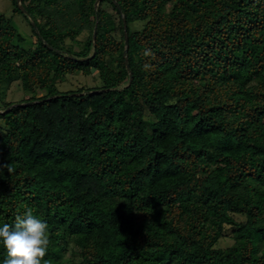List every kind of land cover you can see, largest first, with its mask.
<instances>
[{
    "label": "trees",
    "instance_id": "1",
    "mask_svg": "<svg viewBox=\"0 0 264 264\" xmlns=\"http://www.w3.org/2000/svg\"><path fill=\"white\" fill-rule=\"evenodd\" d=\"M6 1L35 42L0 14L29 96L0 108V226L33 209L49 264H264V0Z\"/></svg>",
    "mask_w": 264,
    "mask_h": 264
},
{
    "label": "clouds",
    "instance_id": "2",
    "mask_svg": "<svg viewBox=\"0 0 264 264\" xmlns=\"http://www.w3.org/2000/svg\"><path fill=\"white\" fill-rule=\"evenodd\" d=\"M145 56H152L151 51H145ZM150 70V65H144ZM9 174L14 171L11 164H0V174L4 170ZM27 209L22 216L15 218L14 225L5 223L0 226V247L6 252L3 264H49L45 260L51 243L48 224Z\"/></svg>",
    "mask_w": 264,
    "mask_h": 264
},
{
    "label": "rangeland",
    "instance_id": "3",
    "mask_svg": "<svg viewBox=\"0 0 264 264\" xmlns=\"http://www.w3.org/2000/svg\"><path fill=\"white\" fill-rule=\"evenodd\" d=\"M13 7L6 0H0V14L12 17L15 26L18 28L19 33L25 37L27 42L24 43L25 47H33L35 42V37L32 34L29 24L22 15L13 14ZM138 28L140 24H135L134 27ZM86 33L78 36V41H83ZM81 43V42H80ZM66 45L70 46L71 42L66 40ZM73 49L78 50L80 48L79 44H73ZM101 86L99 76L93 74L90 76H84L81 74L67 75L63 81L58 83V89L62 92L76 91L78 89H90L93 87ZM41 94V93H40ZM24 97H29L24 94L20 88L19 81L11 82L10 84H3L0 86V108L4 106L5 103H16L21 101ZM237 220H242L241 217H235ZM233 240L229 237H223L219 240L218 247L226 248L231 246ZM70 255H66L69 257Z\"/></svg>",
    "mask_w": 264,
    "mask_h": 264
},
{
    "label": "water",
    "instance_id": "4",
    "mask_svg": "<svg viewBox=\"0 0 264 264\" xmlns=\"http://www.w3.org/2000/svg\"><path fill=\"white\" fill-rule=\"evenodd\" d=\"M18 2H19V0H18ZM119 10H120V8H119ZM23 11H24V9H23ZM124 24H125V23H124ZM33 26L35 27L34 24H33ZM93 37L95 38V31H94ZM124 38H125V45L127 46V44H128V39H127V34H126L125 31H124ZM86 60H87V59H82V60H79V61L84 62V61H86ZM124 63H125V65H126V68L129 69V66H128V63H127V60H126V59L124 60ZM70 96H71V95H70Z\"/></svg>",
    "mask_w": 264,
    "mask_h": 264
}]
</instances>
